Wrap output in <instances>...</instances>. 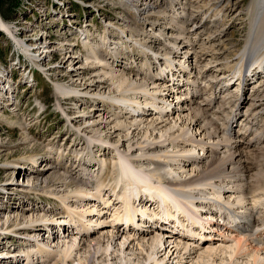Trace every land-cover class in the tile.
Returning <instances> with one entry per match:
<instances>
[{
	"label": "rangeland",
	"instance_id": "1",
	"mask_svg": "<svg viewBox=\"0 0 264 264\" xmlns=\"http://www.w3.org/2000/svg\"><path fill=\"white\" fill-rule=\"evenodd\" d=\"M160 1L154 10L155 14L142 20L139 19L130 0H9L5 5L7 17L5 18L1 14L0 17L10 24L11 31L16 35L17 40L0 27V92H2L1 89L12 85L7 92L4 90L0 95V229L4 228L3 225L11 219H17L19 223L22 219L29 220L31 216L38 218L46 214L48 220L41 222V226H43V229L40 230L41 233L30 231V226L26 224L16 226L12 222H10L12 227L2 229L1 233H4L0 239V264H54L60 260L58 254L62 247L66 243L76 240L75 237H77V242H91L92 245L83 247L67 264H85L87 257H90L91 262L94 261L93 264H122L128 259L127 264L138 262L155 264V258L161 261L159 264H201L204 260L199 259V255L205 248L208 249L211 245L216 247L226 245L225 247H227L232 243L234 244V237L231 236L232 231L229 228L226 229V226L222 224L224 219L219 216V213L215 216L202 215L203 219L210 216L209 219L213 218L211 223L206 224L204 221L205 224L203 225L200 224L202 220L200 222L196 218L191 220L187 215V210L179 209L180 211H176L175 221L167 223L166 229H161L160 220H165L161 219L164 216V211L168 209V206L169 208L174 206L173 204L167 205L160 200L161 196L158 197V204L151 206L152 201L146 199L145 205H138L139 202L137 201L134 203L137 206L135 209L130 207L131 210L139 214L136 217L138 224L131 226V231L130 226L123 222L124 220L115 219L119 211L123 208L126 209L123 198H121L125 192L127 196L133 189H138L141 194H146L145 192L151 194V191L154 192L155 190L143 191L142 188L144 187H141V184H131L128 185L129 189L124 191V180L119 182L116 191L112 189L115 187L116 181L121 179L120 172L114 163L119 161L121 155L119 153H124L127 147H121L119 152L115 149V145L109 144V148L104 150L107 144L102 145L101 142L99 144L97 139L100 134L96 132V128L93 127L92 131L87 127V125H93L94 121L103 120V117H108L112 113L120 114L118 104L113 105V107L109 106L116 101L109 99L108 96H127L129 100L125 104H140L147 108L145 110L152 108L149 107L150 103L147 104L152 101H157L159 106L163 105V109L166 108L165 106H170L171 112L165 116L169 117L168 121H165L166 125L162 126L160 132L155 130V133L163 132L167 135L172 131L178 133L181 129L190 127L192 131L189 135L193 133L198 140H205L208 139V136L205 134L206 130L203 131L204 125L209 120L212 121L211 117L203 116L197 122L198 124H196L197 117H195L194 122L190 123L188 117H192L195 113L188 109L182 111V107L189 108L190 105L197 107V105L196 103L191 104L187 100L191 96L187 92H190L192 87L200 85L203 88L207 87L206 92L214 97L213 92H218L223 87V93L213 107L209 108L207 105L209 113L220 112L218 114L220 118L217 120L219 122L212 121V126L210 124L208 130L212 131L216 125L223 130V127L230 124L231 135H235L234 132L237 135L242 123L246 122L244 119L249 117L246 111L249 110L250 112L253 109L250 105L252 100L244 101L243 97L252 95L253 86L259 85L261 82V78L254 77L248 83L249 88L247 86L245 93H243L244 83L241 80L236 81V77L240 73L238 72V75L235 76L234 72L242 67L243 61L239 56L241 51L245 49L252 31H256L258 24H260V30L263 29L264 0H222L219 3L216 2L217 0ZM10 3L15 6L13 10L8 8L11 6ZM215 3H218L217 8L214 6ZM187 19H190V22L185 24L184 21ZM154 21L160 24L153 25ZM205 21L204 26L195 30L198 24ZM183 25H186L184 31ZM176 37H178L177 43L171 41ZM214 37L217 39L211 41ZM20 40L30 44L34 49L33 54L40 55V59L46 55V51L44 53L42 51L46 49L45 46H48L47 58L32 60L30 55L18 45ZM189 41H193L196 48L192 49ZM142 42L148 43L154 50L161 49L162 52L154 55L153 50L141 44ZM93 47L99 49V57H105L111 66L99 63L100 67L92 69V71L89 70L82 76L88 78L94 74H100L102 78H107L110 75L104 74V68L107 67V70H115V74L118 76L125 74V76L130 77L134 81L135 85L132 84L134 86L137 84L146 85L145 89H149L150 92L141 88L119 92L116 91V85L113 81H109L110 83L103 90L104 96L94 94L99 92L98 89L82 92V86L75 87L78 91L73 93L59 91V86L69 88L74 86L73 84H79L81 76L78 75V72L97 62ZM165 47L168 50H162ZM215 47H217L216 50ZM176 48L181 53H173L172 51ZM203 48H206L205 50L209 52V55H206L207 58H203L202 63L195 68L198 55H201ZM143 49H146V55L150 53L149 60H146L147 63L145 61L146 56L143 57ZM214 51L219 53L215 54ZM164 52L170 54L168 59L164 56ZM188 52L190 53L189 56L193 53L189 58L186 57ZM236 52L237 54L234 55ZM196 54L198 55L196 56ZM69 55H76L77 58H74L73 61L71 58L68 60ZM214 56H218L220 61L217 63L218 67L212 68L207 73L206 81L196 79L197 82L194 83L192 80L195 79L198 69H209L216 59L212 58ZM131 59L137 60V62L131 64ZM244 67L246 68V66ZM228 68H233V73L225 70ZM147 72L148 74L151 72L155 77L149 78L148 74H145ZM225 78L227 79L220 85L215 83L217 80ZM127 86L125 88H128ZM212 86L213 89H211ZM155 94L158 96L157 100L152 98ZM203 95L206 96V94H202L196 100L203 101ZM84 99H88V101H83ZM7 102L9 103L6 104ZM220 102L223 103L221 106L224 103L225 106L217 112ZM96 108L99 110L96 111ZM129 109H127V113L131 110ZM140 110L144 111L143 109ZM178 112H181V115ZM94 113L96 114L94 115ZM161 117L164 119L159 112L155 113L154 111L152 114L137 116L136 119H133L137 121L146 120L144 122L145 127V123L147 126L151 119L158 118L160 120ZM83 118L86 121L84 124ZM227 118L231 119L228 121ZM72 119L76 122L73 123ZM126 119L128 121L133 120L127 114L121 116V120ZM183 119L184 121H182ZM233 119L232 123L231 120ZM170 126H173L172 130L169 129ZM84 129L87 132H83ZM110 131V127L105 129L103 135ZM121 134L124 135L125 132ZM114 136L113 141L117 142L119 136L117 134ZM27 137L30 142L25 143ZM90 138L95 139V141L88 143L87 140ZM263 144L247 153L252 173H254L253 176L264 174ZM190 146L188 145L186 148H191ZM192 148V153L196 156L205 157L209 155L208 149ZM177 149L173 146L166 148V150ZM37 157H39V161H35ZM42 159L49 160H46L39 167V162ZM48 163L49 165L52 163V166H56L58 169L60 168L59 175L63 178L65 177V173H62L65 172L63 170H68V180L73 177L87 179L89 176L86 173L91 172L93 177L89 179L93 184L91 187H93L94 192L96 186H100V180L95 176H105L103 179L106 184L101 187L104 190L102 196L105 199L92 195L77 197L76 193L73 192L77 188L75 183L64 186L61 185L62 182L56 183L54 181H51L49 185L56 189L55 193L58 192V195L50 194L47 192L50 188L44 190V186L40 185L38 181L39 179L33 178L34 171L39 168H48ZM218 163L220 164H216L215 171L224 173L223 170L226 169L221 161ZM192 167H194L193 169L198 168V166L190 165L185 167V170L173 165L171 169L177 178L180 176L185 178L193 174L191 172ZM22 170H26L29 175L21 174ZM50 172L52 173L53 169L49 170L47 175ZM161 174L164 175L163 171ZM153 181L156 180L153 179ZM54 184L58 186L55 187ZM150 184L152 186L156 183ZM11 192L14 194L12 198H10ZM66 195H70L66 200L70 204L69 206H65L62 200V197ZM233 198L231 197V200ZM108 199L109 202H106ZM19 202H22L21 206H19ZM142 206V209H146V214L138 211V208ZM32 207L34 211L31 210ZM87 208L96 209L89 212L87 217V223L93 226L91 229V232L94 231L93 236L91 234L84 236L79 233L81 231L84 233L85 229L78 222L75 213L72 212L74 209L80 211ZM116 210L118 211L116 212ZM151 213L154 214L152 220ZM90 219L92 222H89ZM146 219L149 222H144ZM155 219H159V224ZM217 219L221 224L215 223ZM195 220L199 223H193ZM20 227H24L21 230V235L14 232ZM187 227L197 228V233L187 232ZM138 230H144L145 234H141L142 232H138ZM185 234L192 236L188 237ZM233 234L235 233L233 232ZM112 236H115V239H110ZM156 236L163 238V243H155L153 238ZM98 239L102 240L103 245H107L110 241L109 251L104 252L101 249L96 252L97 245L95 244L98 243ZM131 240L132 243H130ZM128 244L130 245L128 246ZM185 244L195 251L191 258H187L185 252L183 253ZM153 247L156 249L153 250ZM177 247V250L181 249L180 252L175 250ZM40 248H43L42 253L39 251ZM230 250L229 248L228 251ZM113 251L115 255H112ZM115 251L117 252L115 253ZM261 251L259 252L262 259L259 262L264 264V250L261 249ZM27 252H31L30 258L27 257ZM49 252L53 253L50 254ZM148 253H152L153 258L148 259ZM42 255L45 256L42 257ZM144 255L148 259L147 262L142 258ZM218 256L216 263L220 262L222 255L219 253ZM240 264H252V260L246 256L244 260L241 259Z\"/></svg>",
	"mask_w": 264,
	"mask_h": 264
},
{
	"label": "bare ground",
	"instance_id": "2",
	"mask_svg": "<svg viewBox=\"0 0 264 264\" xmlns=\"http://www.w3.org/2000/svg\"><path fill=\"white\" fill-rule=\"evenodd\" d=\"M130 1L134 5L136 9V13L140 20L148 19L149 15L155 14L154 10L158 6V4H160L161 2L160 0H130ZM216 2L219 3V2H222V0H217ZM228 2H231V1H228ZM218 3H215V5L214 4L213 5L216 6L217 8ZM203 7H206V5H203ZM189 20L190 19L185 20L184 21L185 24L190 22ZM205 23L206 21L202 24H198L195 30L204 26ZM155 24L159 25L160 23H155L154 21L153 25ZM0 27L2 30L7 31L10 35H12L15 40H17L16 35L13 34L11 31L10 24H8L3 19H1V17H0ZM262 28L263 29L260 30V24H258L256 31L254 32L252 31V33L250 34L249 40L247 41L245 45V49L241 51L240 56H239L240 59L243 61L242 67H240L239 69H237L236 72H234L235 76L238 75L237 74L238 72L240 73V75L236 77L237 78L236 81L241 80L244 83L243 93H245L248 83L251 79H253L254 77L261 78L260 84L253 86L254 87L253 94L249 96L247 95L248 97H245V96L243 97L244 101L249 100V99L252 100L250 105H251V108L253 107V109L250 110V112L249 110L246 111V114L249 115V117L244 119L246 121L245 123L241 122L242 125L237 135H236V132H234L235 135H231V130H230L231 125L230 124L223 127L224 128L223 130L222 128L219 129L217 125L215 126V128H213L212 131L208 130L209 125L211 124L212 126V123L214 121H217L220 118L218 115L220 112L219 113H215V112L209 113L207 109L213 107L214 103L221 96V93H223V87L220 89V91L213 92L214 93V97H213L209 95L208 92H206L207 87L203 88L200 85H198V87L197 86L192 87V90L190 92H187V94L191 95L190 98L187 100H189L191 104L196 103L197 107L192 106V105H190L189 108L182 107V111L188 109L190 110V112L192 111L195 113L192 117H188L191 124L192 122H194L195 117H197L196 124H198L197 122H199L203 116L211 117V120L213 122L209 120L207 123H205V125L203 124L204 125L203 131L206 130L205 134L208 136V139L198 140L196 135H194L193 133L189 135L190 131H192L190 127L188 128L182 127L183 129H181V131L178 133L176 131H172V132L169 131L170 132L168 133L169 135L163 134V132L160 134L155 133V130H159L158 132H160L162 130L161 129L162 126L166 125L165 121L167 122L168 121L167 119H169V117L167 118L165 116L169 112H171L170 106H165L166 107L165 108L166 111H165V109H163L164 108L163 105L159 106L157 101H152V102L147 103V104L149 103L151 104L149 107H152V108H149V109L152 111L145 110L147 108H145V106H142L140 104L139 105L125 104L126 101L129 100L127 96L126 97L125 96L119 97L117 95L108 96L109 99L116 101L115 103L114 102L111 103L109 106L113 107V105L115 106L118 104V107L120 108V114L117 115L116 113H112L108 117H103V120L94 121L93 125H87V127L91 129L92 131H93V127L96 128V132L100 134V136L97 139L99 144L100 142L102 145H104L105 143L107 144L104 147V150L109 148L108 146L109 144L115 145V149L119 152H120L121 147L123 146L127 147L124 153H121V152L119 153L121 154L119 157V161L114 163V165L118 168L120 175H121V179L116 181L115 187L112 188L114 191H116L117 185L122 180H124V183H125V187L123 188L124 191L128 190L129 189L128 185H131V184H138V185L141 184L140 186L144 187L142 188L143 191H151L152 189L155 190L154 192L151 191V194H149V192H145L146 194H141V192L138 191V189L136 190L133 189L130 194L126 196V192H125L123 194V197H121L123 198V202L125 204L126 209L123 208L124 210L122 209L121 211H119L115 219L121 220V221L124 220L123 222H125L127 226H130V231H131V226H133L134 224H138L136 221V217L137 215H139L138 212L131 210L130 207L131 208L134 207L135 209V207L137 206H135L134 203L137 201L139 202L138 205H141V204L145 205L146 199L152 201L150 204L151 206L158 204L159 203L158 197L160 196L162 197L160 200L167 203V205H172V204L174 205L173 207L171 206L170 208L168 206V209L164 211L165 212L164 216H162L161 219H165V220H160L161 221L160 224H162L160 225L161 229L163 228L166 229L167 223H170L171 221L172 222L175 221L174 219L177 217L176 211L177 212L180 211L179 209L187 210V215H189L188 217H190L191 220H193L192 218L199 219V222L202 220L200 224H203V225L205 224V222L206 224L211 223V219H213V218L209 219L211 216L209 218L207 217L203 219L202 215L204 216V214L206 216L207 215L215 216V215H218L219 213V216L222 217V219H224L225 223L223 222L222 224L226 226V229L229 228L232 231L231 236L234 237L233 239V241H235L234 244L232 243L228 245L227 247H225L226 245L224 247H222V245L221 247H218V246L216 247V246L211 245L208 249L205 248L206 250L204 249V251L199 255V259L201 258V260H204V262L202 261L201 264H204V263L213 264L214 262L216 263V261H218L217 257L219 258L218 256L219 253L222 255L221 260L220 262H217L216 264H240L241 259L244 260L246 256L250 257V259L252 260V264H260L259 261L260 259H262L259 251H261V249L264 250V174L253 176L254 173H252L251 166H250V163L247 157V153H249L250 150L258 148L264 142V78H263L264 77L263 76L264 75L263 74L264 73L263 72L264 71V26ZM185 29H186V25H183V31ZM177 38L178 37H176L175 39L171 41L173 42L175 41V43H177ZM213 39L216 40L217 38L214 37L211 39V41ZM189 42L191 43L190 45L192 49L196 48V44L193 43V41L192 42L189 41ZM141 44H144L147 47H149L151 50H153L154 55L162 52L160 51L161 49L154 50V48L148 45V43L145 44L142 42ZM18 45L21 46L23 50L26 51V53H28L30 57L32 58V60L34 61H36L37 59L42 60V59L47 58L48 53H49V49L47 48L48 46H45V47L43 46L46 49L43 50L42 53L46 51V55L42 57V59H40L41 56L33 54L34 49L26 41L20 40V42L18 41ZM67 48L69 49V47ZM92 49L94 50L95 59L97 60V62H94L92 65L88 67H84V69L81 72L80 71L78 72V75L81 76V80L79 84H73L74 86L69 87V88L59 86L58 87L59 91L73 93V92L78 91L76 88H78L79 86H82L83 87L82 92H88L87 90H90V89L91 90L98 89L99 92L94 93V94H100L104 96L105 92L103 90L108 86V84L110 83L109 81H113V83L116 85V91H119V92L126 91L128 89H137V88H141V89H144V91L146 92H150L149 89H145L147 87L146 85L137 84V86H134L135 85L134 81L131 80L130 77L125 76V74L118 76L117 74H115L116 73L115 70L113 69L107 70V67L104 68V74L105 75L110 74L109 76H107V78L106 77L102 78V75L100 74H94L93 76L88 77V78L82 76L83 73L86 74L87 72H89V70L92 71V69L100 67L101 65H99V63H105L106 66L107 65L111 66V64L105 59V57H102V58L99 57V49H95L94 47ZM203 49L204 50H201V55L196 54V56L198 55V58H197V63L195 64V68H197L199 64L202 63L203 58L204 59L207 58L206 55H209L208 54L209 52L205 50L206 48H203ZM216 49L217 47H215V50ZM162 50L165 51V50H168V48L165 47ZM68 52L70 53V51ZM142 52L144 53L143 57L146 56L145 61L146 60L148 61L150 53L146 55V52H147L146 49H143ZM172 52L181 53V51L179 52L177 48L173 50ZM214 53L216 54L219 52L214 51ZM188 54L190 53L188 52L187 55ZM236 54L237 52L234 53V55ZM169 55L170 54L164 52V56H166L167 59ZM187 55L186 57L188 58L191 57V55L190 56L189 55L187 56ZM202 55H204L205 57H203ZM70 58L73 61L74 58H77V56L69 55L68 60ZM212 58H216V59L214 60V63L211 65L209 69H198L197 73L195 74L196 76L195 79L193 78L194 80H192L194 83H196L197 80L199 79L206 81L205 79H206L207 73L211 71L212 68L218 67L217 63H220V61L218 60V56H214ZM131 61H132L130 62L131 64H135L137 62V60H133V59H131ZM244 66H246V68ZM244 69H245V72L243 73ZM225 70L227 72L233 73V68L232 69L228 68ZM136 74H139V73H136ZM145 74L147 75L148 72ZM5 75L7 76L6 73ZM148 77L153 79L155 76H153L152 73L150 72L148 74ZM226 79L227 78L217 80L215 83L217 85H220ZM75 82H78V81L75 80ZM126 85H128L127 86L128 88H125ZM11 87L12 85L10 84L8 87H5V89H1L2 92H0V95L3 93L4 90L7 92L8 89ZM211 89H213V86L211 87ZM171 92H173V90H171ZM202 94H206V96L203 95L204 96L203 101H205L204 103L203 101L196 100V98L199 96H202ZM152 98L154 100H157L158 96L155 94L153 95ZM83 101H88V99H84ZM221 102H220V105H218L219 108H217L216 110L217 112L220 111L223 106H225L226 101L224 105L222 106L221 104L223 103ZM8 103L9 102H7L6 104ZM235 103L237 104V101ZM203 104H205L206 106ZM207 105L209 106V108H207ZM127 109L130 110L129 113H127L128 111ZM140 109H143L144 111H141ZM95 110L97 111L99 109L96 108ZM139 110L141 111V113H139L140 112ZM173 110H178V109H173ZM154 111L155 113L159 112L164 117V119H162V117L160 120L158 118L151 119L150 122H148L147 126L145 123V127H144V122L146 120L145 121L134 120L136 119L137 116H141L145 114L146 115L152 114ZM75 112H78V111H75ZM95 114L96 113H94V115ZM126 114L129 116V118L131 119L134 118V119L132 121H128L127 119L121 120V116L123 117ZM228 114H231V113H228ZM233 118L235 119V116ZM234 119L231 120V122L234 121ZM82 120H83V124L86 123L84 118ZM182 121H184V119ZM72 122L74 123L76 122V120L72 119ZM109 127L111 131L106 133V135H103L105 132V129L107 130V128ZM171 128H173V126L169 127V129ZM82 131L87 132L85 129ZM121 131L125 132V134L122 135ZM116 134L117 136H119V140L117 142L113 141V137H115L114 135ZM200 134L203 135L202 133ZM25 139H26L25 143L30 142L28 140V137ZM211 139H213V141H211ZM93 141H95V139L90 138L87 140L88 143H93ZM188 145H191L190 146L191 148H186ZM171 146L175 147L176 149L178 147H181V148L180 149L178 148L177 150H166L167 147H171ZM192 147H196V148L201 147V149H208L207 153H209V155H206L205 157L196 156L194 153H192V149H193ZM206 158L208 159L205 160ZM46 160H49V159H42L39 162L40 163L39 167ZM35 161H39V157H37ZM219 161H221L223 167L226 169V170H223V172L225 171L224 173H218L217 171H215L216 164L217 165L220 164L218 163ZM173 165H177L178 167L183 168V169H185V167L190 166V165L198 166V168L193 169L194 167H192V170L191 169L190 170L191 172H193V174L189 171L192 174L189 177L183 178L182 176H180V178H177V176L174 175L171 169ZM47 167L48 168L46 169L39 168L36 171H34L35 174H33V178L39 179L38 181L40 182V185L44 186V190L47 188H50L49 190H47V192H49L50 194L58 195V192L55 193L56 189H54L53 186L49 185L51 181H54L56 183L62 182L61 185H64V186H70L71 184L75 183L74 185H76L77 188L73 192L76 193L77 197L82 196V195H92L93 197H98L103 200L105 199L102 196V193L104 190L101 188L103 185L106 184L105 180L103 179L105 176L104 177L100 175L95 176L96 178L100 180V186L95 185L96 191L94 192L92 190L93 187H91L93 186V184L89 179L90 177H93V175H91V172L86 173L88 174L87 176H89L87 179L83 177H80V179L73 177L72 179L68 180L67 179L68 170H63L65 171V172H62V173H65L64 174L65 177L63 178V176L59 175L60 168L58 169L56 168V166H52V163L51 165H49L48 163ZM52 169H53V172L52 173L50 172V174L47 175V172ZM87 169L89 170V168ZM227 169H229V171H227ZM162 171L164 175L161 174ZM21 174L27 175V176L29 175V173L26 170H22ZM153 179L156 181L154 182ZM150 183H156V184L151 186ZM54 186L56 187L58 185L54 184ZM11 193L12 194H10L11 196L10 198H12V195H14L13 192ZM69 196L70 195H66L62 197V200L65 206L70 205L66 202ZM133 196H134V200H133ZM231 197L232 198L234 197V198L231 200ZM106 202H109V199ZM21 203L19 204V206L22 205ZM142 208L143 206L138 208V211H140L142 214H146L147 213L146 209L144 210ZM31 210H33V207L31 208ZM92 210H96V209L87 208V209H82L80 211H75L74 209V211H72L75 213V217H77V219L79 220L77 221L80 222V225L85 229L84 233L81 230H80L81 232H79L80 234L84 236L89 235V234L93 236L94 231L91 232V229H93V226L90 223H87L88 213L91 212ZM118 210H116V212ZM155 214L157 215L156 211H155ZM152 215H150L151 220L154 217V214ZM46 220H48V215L46 214L38 218H33L31 216L29 220L22 219L21 222L19 223L17 222V219H11L9 222H6L3 225V227L4 228L12 227L13 225L10 224V222L15 224L16 226L21 225V224H26L27 226H30L29 228L30 231L32 232L39 231V233H41L40 230L43 229V226H41L42 225L41 222H45ZM158 220L159 219H155V221L159 224L160 221ZM147 221L148 220L146 219V221L144 222H147ZM187 221L189 222L188 219ZM89 222H92V220L90 219ZM138 222H139V219H138ZM196 222L198 221L196 220L193 221V223H196ZM215 223L221 224L220 222H218V219L217 221H215ZM163 224L166 225V227H164ZM88 227H91V228H88ZM4 228L0 229V239L2 238L1 236L4 233V232L1 233V230ZM23 229L24 227H20L17 231H14V232H17L18 234L21 235L22 233L21 230ZM196 230L197 228H194V227L186 228V231L192 234H196L197 233ZM138 232H142L141 234H145L144 230L142 231L138 230ZM233 232L235 234H233ZM185 236L191 237L192 235L190 236L188 234H185ZM75 238L76 240L70 241L66 243L65 246L62 247L61 252L58 254L60 255V260H58L54 264H58L61 262L64 264H67L69 263L68 261L71 258L75 257L77 253H79L83 247L92 245L91 242L89 243L81 242V241L77 242V237ZM110 239H115V236H112ZM98 240H99L98 243L95 244L97 245L96 252H98L101 249L104 252L109 251L111 247L110 241L107 243V245H103L102 240L101 239H98ZM126 241H129V240H126ZM153 241L155 243L157 242L163 243V238H161L160 236H156L153 238ZM132 242L133 241L131 240L130 243ZM186 244L183 247L185 250L183 251V253L185 252L187 258L189 257L191 258L195 251L193 250V248H189L190 246ZM129 245L130 244H128V246ZM49 246L51 247V244ZM229 248L231 249L230 251H228ZM154 249L156 248L153 247V250ZM177 249L178 247L175 249L177 252L181 251V249L180 250H177ZM39 251L42 253L43 248H40ZM116 252L117 251H115V253ZM49 253L51 254L53 252H49ZM113 253L114 251L112 252V255H115ZM148 254H149L148 259L153 258L152 253H148ZM226 254H229V255L227 256ZM44 256L45 255H42V257ZM27 257L28 258L31 257V252H27ZM142 258H144L145 262H147L148 259L145 255ZM206 258L208 259L205 260ZM128 260L124 261L122 264H127ZM85 262H86L85 264H93L94 261L91 262L90 257H87L85 258ZM160 262L161 261L159 259L155 258V264H159ZM42 264H52V263H42ZM135 264H144V263L138 262Z\"/></svg>",
	"mask_w": 264,
	"mask_h": 264
},
{
	"label": "trees",
	"instance_id": "3",
	"mask_svg": "<svg viewBox=\"0 0 264 264\" xmlns=\"http://www.w3.org/2000/svg\"><path fill=\"white\" fill-rule=\"evenodd\" d=\"M9 0H0V14L3 16V17H7V14H6V11H5V5L7 4V2H8ZM10 7H8L9 8V10L10 9H14L15 8V6L13 5V3H10Z\"/></svg>",
	"mask_w": 264,
	"mask_h": 264
}]
</instances>
